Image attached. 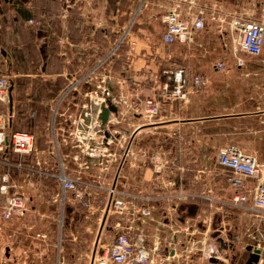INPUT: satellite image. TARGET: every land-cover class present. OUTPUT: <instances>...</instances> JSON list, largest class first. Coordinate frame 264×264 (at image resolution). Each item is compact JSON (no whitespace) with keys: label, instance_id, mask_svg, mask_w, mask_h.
Masks as SVG:
<instances>
[{"label":"crops","instance_id":"0c3cea01","mask_svg":"<svg viewBox=\"0 0 264 264\" xmlns=\"http://www.w3.org/2000/svg\"><path fill=\"white\" fill-rule=\"evenodd\" d=\"M208 1L218 7L215 19L207 20L204 30L189 47L163 45L159 19H152L149 13L138 18L130 36V41L135 42L134 52L124 47L114 60V67L122 65V70L119 75L115 73L118 79L111 90L113 96L122 95L130 102L159 100L163 86H171V75L177 69L205 80L201 88L189 85L186 101L162 104L153 120L143 122L136 140L146 148L150 145L165 148L162 150L169 158L177 159L178 167L184 169V173L178 174L181 178L177 180L176 189L193 199L178 208V225H191L198 214L208 210L209 202L203 195L207 190H211L212 198L224 199L225 207L217 215L213 211L212 229L218 234L212 232L210 236L219 235L225 242L221 248L230 264H236L234 252H241L240 256L244 252L242 258L246 263L251 255L250 251H245L249 246L259 244L264 253V219H255L246 209L230 204L233 194L227 181L230 174L217 165L216 154L220 148L235 147L255 158L264 178V58H250L240 52L228 19L224 18L243 9L245 0ZM245 4L258 8V0ZM130 6V0H0V76L8 77L13 84L9 93L11 111L9 102L5 110H0L6 115L12 113L9 127L13 132L30 133L35 140V151L30 156L12 155L11 162L28 163L31 168L38 164L36 169L43 170L47 160L50 161L47 154L49 126L41 121L43 115L37 109L41 104L36 101L40 92L37 88L31 89V83L36 85L35 81L44 82V79L53 84L51 87L56 83L58 95L73 76L99 60V46L102 50L109 47V42H102L96 30L97 22L122 28L130 20ZM29 21L39 22L40 28H34ZM219 64L222 70L217 69ZM53 93L48 92L52 94L50 102L56 96ZM49 103H43L48 116ZM19 121L26 122L27 126ZM11 173L13 180L30 197V212L25 218L7 221L0 215V264H54V249H44L32 240L34 231L50 230L47 218L53 207L50 191L54 184L39 175ZM152 180L150 170L146 169L131 172L124 182L128 187L151 194L158 191L150 187ZM247 183L254 184L253 180ZM2 204L0 200V214ZM159 206L154 214L156 220L165 208ZM223 206L218 205V208ZM36 213L42 214V222L35 219ZM68 222H75L76 229H70ZM89 223L81 208H68L66 227L69 231L61 243L66 264H90L94 255L100 254V248L106 247L115 235L106 225L95 228ZM155 226L152 223L146 227L148 239L152 238ZM163 227L160 230L162 242L171 225ZM49 242L53 244L52 240ZM181 263L180 259L172 262Z\"/></svg>","mask_w":264,"mask_h":264},{"label":"built area","instance_id":"2783aa9c","mask_svg":"<svg viewBox=\"0 0 264 264\" xmlns=\"http://www.w3.org/2000/svg\"><path fill=\"white\" fill-rule=\"evenodd\" d=\"M130 3V20L122 28L97 22L96 30L102 42H109V47L102 50L99 46V60L73 76L49 103L47 154L50 161L45 163V169H36L38 164L31 168L28 163L10 161L12 155L30 156L35 151V140L30 133L13 132L9 127L12 113L6 115L0 110V200L3 203L0 215L7 221L23 218L30 212V197L13 180L11 173L26 172L28 176L39 175L54 184L50 191V202L57 215L54 223L58 225L54 264H66L61 243L68 208H81L89 226L103 228L106 225L115 233L90 264H172L179 259L181 264H230L220 250L219 235L210 236L217 232L212 225L214 216L226 205L224 199L212 198L211 190H207L203 195L209 202L208 210L198 214L193 224L178 225V208L193 199L176 189L177 180L181 178L178 174L184 173V169L178 167L177 159L167 158L163 152L146 148L136 140L143 122L153 120L162 104L186 101L189 85L201 88L205 80L177 69L171 75V86H163L159 100L130 102L122 95L113 96L111 90L115 83L111 71L120 50L125 46L134 52L135 42L130 41V36L138 18L149 13L152 19H159L163 45L189 47L204 30L207 20L215 19L218 7L210 5L208 0H130ZM261 13L262 16L256 18L253 13L239 9L224 16L238 50L250 58H259L264 53V3ZM29 24L40 28L39 22L29 21ZM217 69L222 70V64ZM10 86V79L0 76V108L3 110L9 102ZM104 112H107L105 122L101 120ZM138 120L142 122L135 124ZM216 163L230 174L227 179L233 189L230 204L246 209L255 219H264L261 165L235 147L220 148ZM146 169L153 176L150 187L158 190L156 193L133 189L124 182L131 172ZM249 180L254 184L250 186ZM159 205L165 208L156 220L154 214ZM218 205L224 206L218 208ZM213 211L217 213L213 215ZM152 223L156 225L155 232L148 239L146 227ZM164 224L171 225V229L162 242L160 230ZM32 240L44 249L52 247L49 229L34 233ZM249 247L251 255L254 250L260 252L257 264H262L263 247L259 244Z\"/></svg>","mask_w":264,"mask_h":264},{"label":"rangeland","instance_id":"374dc122","mask_svg":"<svg viewBox=\"0 0 264 264\" xmlns=\"http://www.w3.org/2000/svg\"><path fill=\"white\" fill-rule=\"evenodd\" d=\"M247 1H249L250 2V0H245L244 2L246 3ZM244 3V5L242 6L243 7V9H244V11L245 12H249V13H253L254 15H255V17L256 18H260L261 16H262V13H261V7H262V5H263V3H264V0L262 1H260V0H258V8H256V6H253V7H251L249 4L246 6V4ZM102 8H101V6L99 7V11L101 10ZM125 47V46H124ZM123 47V48H124ZM122 48V49H123ZM121 49V50H122ZM121 50H120V52H119V54L121 53ZM153 56H155V53H151ZM103 55V53L101 54V56ZM156 57V56H155ZM260 58H264V53L262 54V56H260ZM107 70H108V68H107ZM122 70V65L121 66H119L118 68H116V67H114V65H113V67H112V76L114 77V80H115V82L117 81V76H116V74L117 75H119L118 73L120 72ZM100 71H102L101 69H100ZM103 74H105V72H102ZM116 73V74H115ZM45 80L46 79H44V82L41 80V81H35L36 82V85H34V82H32L31 83V89H38L39 90V92H40V94L38 95L39 96V98L38 99H36V101L38 102V104H41V107L40 106H37V109H39L40 110V113L43 115V117H41L42 118V120L41 121H45V123H47V124H49V122H50V117H51V110H50V108H49V110H50V114H49V116H48V114L46 113V112H48L47 111V109L43 106V103H45L46 101H47V104L50 102V96H52V94L50 95V94H48V92H50V91H52V92H54L55 93V95L57 96V92H58V86H57V84L55 83L54 84V87H51L52 85L49 83V82H45ZM44 90H46V91H44ZM53 93V94H54ZM55 95H53V96H55ZM46 97V98H45ZM49 97V98H48ZM22 98V97H21ZM20 98V99H21ZM48 98V99H47ZM46 104V105H47ZM45 105V106H46ZM23 107V106H22ZM24 109H25V107H23ZM49 118V119H48ZM20 120V119H19ZM22 121H24L23 119H21ZM19 123H21L20 121H19ZM41 124H42V122H41ZM21 125H25V126H27V123L26 122H24V124H22L21 123ZM149 148H151V147H153L152 145H150V146H148ZM158 148H161V149H157V148H152V149H155V150H159V151H161V152H163V154L167 157V158H169V156H168V154L166 153V152H164L163 150L165 149V148H163V147H158ZM163 149V150H162ZM38 150V148H36V151ZM173 160V159H172ZM49 214H48V218H47V220H49V222H50V240H52L53 242V244H51V246H52V249H54L55 250V244L57 243V239H58V225L56 224V223H54V220L56 219V217H57V215H56V210H55V207H51V209H50V212H48ZM41 215L42 214H35V219L36 220H39V221H43L44 220V218H42L41 217ZM23 218H25V217H23ZM68 227L70 228V229H76L75 228V222H68ZM77 229H79V228H77ZM44 231V230H43ZM43 231H40V233L41 232H43ZM65 231H69V229L66 227L65 228V230H64V233H63V236H64V234L66 233ZM36 232H38V231H34V233H36ZM63 236H62V240H63ZM239 252V251H238ZM241 253V252H240ZM239 253V254H240ZM237 252H234L233 253V256L234 257H236L237 256V260H236V264H244L245 263V261L243 260V258H242V255H245V253L243 252V254H241V256L239 255ZM264 254V253H263ZM52 258H54L53 256H52ZM246 264V263H245ZM262 264H264V257H263V263Z\"/></svg>","mask_w":264,"mask_h":264},{"label":"water","instance_id":"95a60500","mask_svg":"<svg viewBox=\"0 0 264 264\" xmlns=\"http://www.w3.org/2000/svg\"><path fill=\"white\" fill-rule=\"evenodd\" d=\"M12 87H13V84L11 83V86L9 88V93L12 91ZM11 106H12V101H11V96L9 97V107H10V111H11ZM112 112L114 111V109H112ZM106 117H107V112H104L103 116L101 117V120L103 122L106 121ZM219 245H220V250H222L221 246H223V242L222 240H219L218 241ZM224 247V246H223ZM250 250V247L247 248L245 251L248 252ZM259 254L260 252L258 250H254V255H250L248 260L246 261V264H257L258 261H259Z\"/></svg>","mask_w":264,"mask_h":264}]
</instances>
